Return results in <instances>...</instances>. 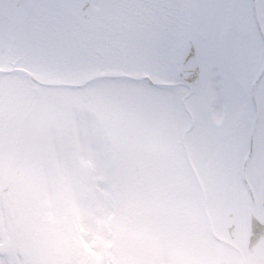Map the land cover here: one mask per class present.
<instances>
[{"label":"rangeland","instance_id":"obj_1","mask_svg":"<svg viewBox=\"0 0 264 264\" xmlns=\"http://www.w3.org/2000/svg\"><path fill=\"white\" fill-rule=\"evenodd\" d=\"M63 2L70 13L59 11L53 19L43 21L40 16L44 7L40 4L33 20L30 18L17 35L8 36L9 24L0 17V34L6 45L5 53L0 56L1 68L24 67L41 78L67 81H83L107 71L150 72L160 81L175 78L171 65L176 52L172 51L176 46L175 37L180 36L182 40L194 31L195 0H152V32L157 34L151 43H136L134 54L128 56L130 44L123 37L114 42L115 37L112 38L114 47L105 46V42L94 40L95 23L76 20L74 15L79 13L80 0H61L60 4ZM222 2L227 9L226 1ZM237 3L234 29L227 44L235 63L234 71L230 76L224 68L226 50L220 29L215 35H202L198 44L205 79L200 96L188 97L195 115V126L189 137L191 156L204 179L216 228L224 236V214L233 205V172L224 173L219 169H226V154L234 149V131L249 122L252 106L248 78L254 75L261 57V40L249 3L247 0ZM261 4L264 5V0ZM39 8L40 16L37 15ZM35 18L40 31L36 30ZM201 23V28L206 30V23ZM247 30L250 33L246 35ZM158 46L163 49L162 57L155 53ZM166 62L169 63L167 70ZM24 77L15 72L0 74V129L11 118L16 100L26 101V112L31 109L27 121L20 120L22 124H19L14 120L11 136L4 147L0 146V172H8L15 158L24 166L18 185L0 198V264H47L48 259L58 264H117V255H122L117 248L119 233L129 234L131 228L137 234L142 232L149 223L144 213L155 206L161 190L165 193L168 184L184 176L179 183L183 185L189 177L181 153L164 166L152 159L150 151L163 129L181 132L187 127L189 116L181 107L183 93L178 88H156L144 81L99 79L80 88L52 87L41 112L36 115L37 106L30 105L36 89L44 92L48 88H35ZM9 98L12 102H5ZM259 101L260 143L253 162L257 180L264 178V79L259 87ZM147 106L146 112H140V108ZM119 109V113H111ZM48 111L50 118H46ZM123 117L142 133L141 141L132 144L135 154L129 162L121 158L125 154L127 158L130 156L126 152H130L129 147H123L111 135L109 127L113 120ZM29 125L28 136L20 137L19 127ZM2 141L0 137V145ZM186 191L176 198L179 204L194 209L199 200L197 188L189 185ZM117 201L121 206L116 217ZM66 208H72L74 214L62 229L58 223L65 216ZM152 217L155 234L146 247L153 253L147 249L151 257L144 256L145 260L137 264H175L172 256L176 250V264H186L182 247L174 239L169 242L165 238L168 229L155 209ZM237 218L240 223L242 210ZM146 234L150 236L149 231ZM227 256L236 264L233 251L227 250ZM121 261L120 264H126L124 259ZM215 262V258L201 257L196 264Z\"/></svg>","mask_w":264,"mask_h":264},{"label":"water","instance_id":"obj_2","mask_svg":"<svg viewBox=\"0 0 264 264\" xmlns=\"http://www.w3.org/2000/svg\"><path fill=\"white\" fill-rule=\"evenodd\" d=\"M35 0H28L29 5L26 9V7L22 8V11L16 10V8L12 9L13 14H9L7 9L9 8L10 5H15V2L13 0H3L1 1L2 4H0V12L3 14L7 15L10 17L12 22L14 23V26L16 29H20L24 19L27 17L28 12L30 8L33 5V2ZM253 1V7L257 19L258 26L260 28V31L263 35L264 38V32L260 24L259 16L257 13L256 9V0ZM5 7V8H4ZM88 9L87 5L85 4L84 10ZM17 15H19L17 17ZM18 18V19H16ZM2 51V44L0 43V52ZM264 71V64L256 77V79L252 83L251 87V94H252V99L254 103V108H255V113H254V119L252 121L251 125V131H250V139H249V151L248 154L244 160L243 167H242V177L243 180L249 190L250 196H251V201H252V207H248V215H249V221H248V226L245 234V249L247 253V258L243 257L242 261L240 264H264V180L261 183V205H262V217H259L256 213V198L254 195V192L252 190V187L247 179L246 175V169H247V164L248 161L253 153V148H254V137H255V130H256V123L258 120V104H257V99H256V86L258 83V80L260 76L262 75ZM179 74L180 77L187 83V84H194L199 80V64H198V59L196 56V51L195 47L193 44L192 40H189L187 44L185 45L181 57V63H180V68H179ZM119 77H130L132 79H140V77L136 76H131V75H116ZM145 78L149 79L147 76ZM150 80V79H149ZM151 81V80H150ZM202 195H203V207L204 210L206 211L209 224H210V229L213 233V235L219 239L220 241H225L223 238L219 237L213 228L210 216L207 212V200H206V194L205 191L202 187ZM227 227L228 230L234 239L236 237V228L234 225V216H233V211L229 210L227 212ZM229 244H232L228 242ZM53 264V263H51ZM218 264H226L224 259H221Z\"/></svg>","mask_w":264,"mask_h":264},{"label":"trees","instance_id":"obj_3","mask_svg":"<svg viewBox=\"0 0 264 264\" xmlns=\"http://www.w3.org/2000/svg\"><path fill=\"white\" fill-rule=\"evenodd\" d=\"M178 146H179V144H178L177 136L175 134L169 135L168 138H166V139H161L160 138L158 140L156 152H159L164 160H168V159H170V157L172 155V150L174 148H177ZM167 210H168V211H166L167 213L170 212V214L172 216H175L176 213H174V214L171 213L172 212V208L168 207ZM202 238H204V234H202ZM212 240H213V238L209 235V237L207 236L205 239H200L198 241L199 250L204 256H208V254L211 253V251L207 249L206 245H208L209 243L211 245ZM127 249L132 250L133 247L127 248Z\"/></svg>","mask_w":264,"mask_h":264},{"label":"bare ground","instance_id":"obj_4","mask_svg":"<svg viewBox=\"0 0 264 264\" xmlns=\"http://www.w3.org/2000/svg\"><path fill=\"white\" fill-rule=\"evenodd\" d=\"M249 78H250V77H249ZM258 151H259V147H258V145H257L256 152H255V154H254V158H253V160H252V162H251V164H250V167H249V175H250V178H251L252 181H253V185H254V188H255L256 192L258 191V186H257V183H256V181H255L256 176L254 175V171H253V162H254L255 157L257 156ZM239 187H240V191H241V193H242L244 196H246V191H245L244 186H241V184H240ZM243 225H244V224H242V226H243Z\"/></svg>","mask_w":264,"mask_h":264}]
</instances>
